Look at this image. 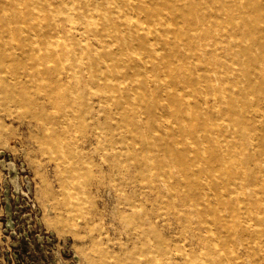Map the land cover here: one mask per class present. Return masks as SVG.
<instances>
[{
	"label": "rangeland",
	"instance_id": "rangeland-1",
	"mask_svg": "<svg viewBox=\"0 0 264 264\" xmlns=\"http://www.w3.org/2000/svg\"><path fill=\"white\" fill-rule=\"evenodd\" d=\"M130 1L0 0V264H264V0L180 57Z\"/></svg>",
	"mask_w": 264,
	"mask_h": 264
},
{
	"label": "bare ground",
	"instance_id": "bare-ground-1",
	"mask_svg": "<svg viewBox=\"0 0 264 264\" xmlns=\"http://www.w3.org/2000/svg\"><path fill=\"white\" fill-rule=\"evenodd\" d=\"M41 1V0H40ZM130 1V0H129ZM135 2V3H134ZM32 4H36L38 5L40 2L39 0H31ZM130 3L132 5H137L135 7V13L137 15L136 20H132V19H127L126 22H124L125 26L129 29V32L131 33L132 36H137L140 39H145V38H159V39H166L167 36H172L174 39V43L173 45H166V43H162V49L164 50H172L175 52H178V57L181 56L182 52H184V48L188 49V50H193L196 41H206V40H210L213 43H217L220 39H236V36L241 35V37H245L247 35V37L250 34L249 29L246 28H241L238 25H241L242 22L245 20V16L248 14V10L245 7H241V5H239V1L238 0H131ZM134 3V4H133ZM14 5V4H13ZM16 6V5H14ZM155 7H157L155 9ZM108 9V8H107ZM239 13V14H238ZM30 14V13H28ZM142 16L143 19L142 21L145 24H148L151 26V28L147 29L146 27H141L140 24L138 23V18ZM15 17V16H14ZM140 17V18H142ZM20 20V19H19ZM137 21V22H136ZM15 22V20H14ZM244 27V25H243ZM248 27V26H247ZM58 28V27H57ZM83 28V27H82ZM28 31V30H27ZM59 31V30H58ZM32 33V32H31ZM122 35V34H121ZM181 35V36H179ZM181 37V38H176L175 37ZM177 41V42H175ZM180 41V42H179ZM263 41V40H262ZM226 42V41H225ZM254 42V41H253ZM251 45L253 43H250ZM203 45V44H202ZM150 44L144 40L142 48L145 50H148ZM207 47V46H206ZM249 44L244 45L243 50L248 51L249 50ZM151 50H154L153 47L151 48ZM25 51V50H24ZM33 51V50H32ZM22 52V51H21ZM235 52V51H234ZM24 53V52H22ZM29 53V52H28ZM27 53V54H28ZM19 54V53H18ZM20 55V54H19ZM27 56V55H26ZM25 56V58H26ZM23 60V59H22ZM22 62V61H21ZM141 63V62H140ZM145 63V62H144ZM142 64V63H141ZM147 65V64H146ZM54 66V65H53ZM14 67V66H13ZM95 69V68H94ZM202 69V68H201ZM188 79L187 82H192L193 80ZM177 81V80H176ZM172 85L175 86V82L172 83ZM163 87H166L164 85H162ZM208 87V89H210V85H206ZM168 87V85H167ZM237 94V90L235 91ZM264 94V93H263ZM257 95V94H256ZM255 97V96H254ZM209 98V97H208ZM242 98V97H241ZM210 105V104H209ZM182 107H185L184 105H182ZM181 105L179 104L177 106V109L182 110ZM225 107L223 106V109ZM106 110V109H105ZM73 113V112H72ZM201 116V114H200ZM227 116V115H226ZM219 118V117H218ZM263 120V119H262ZM230 121V120H229ZM241 122V120H240ZM264 122V121H263ZM199 123V122H198ZM229 123V122H228ZM239 123V121H238ZM196 124V123H195ZM232 125V123H231ZM230 126V125H229ZM134 125H129V129L130 128H134ZM170 128V127H169ZM182 128V127H181ZM180 128V129H181ZM195 128V127H194ZM172 129V128H170ZM263 131V130H262ZM171 132V131H170ZM182 135V134H181ZM178 136V135H177ZM160 137V136H159ZM182 137V136H181ZM175 138V137H174ZM143 141V140H142ZM152 141V140H151ZM150 141V142H151ZM180 142V141H179ZM183 142V141H182ZM165 143V142H164ZM163 143V144H164ZM175 143V142H174ZM184 143V142H183ZM153 144V142H152ZM250 144V143H249ZM188 146V145H187ZM155 147V146H153ZM175 147V146H174ZM194 147V146H193ZM218 147V146H217ZM138 148V147H137ZM188 148V147H187ZM174 149V148H173ZM195 149V147H194ZM168 151V149H167ZM172 151V150H171ZM185 152V151H183ZM196 152V150L194 151ZM201 152V151H199ZM198 151L196 153H199ZM172 153V152H171ZM188 153V150H187ZM195 153V155H196ZM174 154V153H173ZM177 154V152L175 153ZM194 154V153H193ZM207 154V153H206ZM247 154V153H246ZM131 155V154H130ZM180 155V154H178ZM194 155V156H195ZM199 157L200 155L197 154ZM144 156V155H143ZM146 156V155H145ZM144 156V157H145ZM165 156V154H164ZM186 156V155H185ZM193 157V156H192ZM162 158V156H161ZM184 158V157H183ZM195 159V157H193ZM110 159V158H109ZM147 159V158H146ZM172 159V158H171ZM191 159V157H190ZM211 159V158H210ZM257 159V158H256ZM261 159V158H260ZM161 160V165L163 162L166 165V162ZM165 160V158H164ZM167 160V158H166ZM196 160V159H195ZM204 160V158H203ZM258 160V159H257ZM201 161V160H200ZM255 161V160H253ZM146 162V161H145ZM159 162V161H158ZM216 162V161H215ZM246 163V162H245ZM247 163H249L247 161ZM254 163V162H252ZM256 163V162H255ZM180 164V163H178ZM177 164V165H178ZM203 163H201L202 165ZM206 164V163H205ZM146 165V164H145ZM199 165V166H201ZM249 165V164H248ZM148 166V165H147ZM184 165H182L183 167ZM231 166V165H230ZM239 167V166H238ZM249 167V166H247ZM196 169V168H195ZM198 169V168H197ZM248 169V168H247ZM252 169V168H250ZM241 170V169H240ZM197 171V170H196ZM213 171V170H211ZM160 172V171H159ZM233 173V172H232ZM249 173V172H248ZM247 173V174H248ZM177 174V173H176ZM187 174V172H186ZM235 174L237 175V172H235ZM160 175V174H159ZM188 175V174H187ZM186 175V176H187ZM205 175V174H204ZM250 175V174H249ZM185 176V178H186ZM191 176V175H190ZM199 176V175H198ZM261 176V175H260ZM159 177V176H158ZM189 177V176H188ZM203 177V176H202ZM253 177V176H252ZM189 179V178H187ZM197 180L200 181V179L196 178ZM186 180V179H185ZM238 180V179H237ZM177 181V180H176ZM191 182L192 179L190 180ZM190 182V185H191ZM238 182V181H237ZM179 183V182H178ZM183 183V182H182ZM196 183V182H195ZM188 184V183H187ZM198 184V183H197ZM196 184V185H197ZM232 184V183H231ZM157 185V184H156ZM186 185V184H185ZM189 185V184H188ZM194 185V184H193ZM192 186V185H191ZM189 186V187H191ZM218 186V185H217ZM188 187V188H189ZM193 187V186H192ZM191 187V188H192ZM197 187V186H196ZM240 188V187H239ZM194 189V188H193ZM237 189V188H236ZM253 190V189H252ZM260 190V189H258ZM154 191V190H153ZM176 191V190H175ZM203 191V189H202ZM262 191V190H261ZM205 192V191H203ZM201 192V193H203ZM191 195L193 192H191ZM189 193V195H190ZM241 193V192H240ZM253 193V191H252ZM264 193V191H263ZM186 194V193H184ZM210 194V193H209ZM209 194L208 196V200H209ZM242 194V193H241ZM162 195V194H161ZM178 195V194H177ZM194 195V194H193ZM203 195V194H202ZM183 197V195H181ZM247 196V195H246ZM262 196V195H261ZM242 197L243 194H242ZM187 200H188V196H186ZM193 198V197H191ZM204 197L202 196L201 199H203ZM257 198V196H256ZM262 198V197H259ZM258 198V199H259ZM198 199V198H197ZM165 200V199H164ZM180 200V199H179ZM218 200V199H217ZM234 200V199H233ZM232 200V201H233ZM240 200H243V198H241ZM250 200V198H249ZM260 200V199H259ZM186 201V200H185ZM215 201V199H214ZM163 202V201H162ZM165 202V201H164ZM192 202V201H191ZM230 202V201H229ZM208 203V202H207ZM211 202H209L210 204ZM216 203V202H214ZM234 203V201H233ZM241 203V202H240ZM179 204V203H178ZM198 203L196 202V205ZM202 204V203H201ZM191 205V204H190ZM199 205V204H198ZM203 205V204H202ZM201 205V206H202ZM211 205V204H210ZM228 205V204H227ZM226 205V208H227ZM235 205V204H234ZM172 206V205H171ZM199 206V207H201ZM212 206V205H211ZM232 206V205H231ZM237 206V205H236ZM244 206V205H243ZM242 206V207H243ZM248 206V205H247ZM191 207V206H190ZM198 207V206H197ZM198 207V208H199ZM214 207V206H212ZM222 207V206H221ZM192 208V207H191ZM195 208V207H194ZM203 208V206L201 207ZM208 208V207H207ZM220 208V206H219ZM225 208V209H226ZM241 208V207H240ZM252 208V207H251ZM190 209V208H189ZM211 210V208H209ZM215 209V208H214ZM236 209V208H235ZM192 210V209H191ZM201 210V209H200ZM204 211H200L203 212L202 214L204 215L203 219L205 218V209H203ZM208 209H206L207 211ZM220 210V209H219ZM217 210V211H219ZM227 210V209H226ZM196 211H198L199 213V209ZM236 211V210H235ZM174 213V212H173ZM180 213V212H179ZM178 213V214H179ZM197 213V215H198ZM207 213V212H206ZM209 213V212H208ZM207 213V214H208ZM217 213V212H216ZM243 213V212H242ZM178 214H177V218H178ZM211 214V213H210ZM209 214V215H210ZM221 214V212H220ZM237 214V212L235 213V215ZM240 214V213H239ZM180 215V214H179ZM183 215V214H181ZM216 215V214H214ZM223 215H225V213H223ZM234 215V214H233ZM91 216V215H90ZM200 216V215H199ZM212 216V215H211ZM210 216V217H211ZM219 216V220L221 215H217ZM192 216H190V219H194L191 218ZM213 217V216H212ZM91 218V217H90ZM180 218V217H179ZM186 218V217H185ZM201 217H199L200 219ZM189 219V217H188ZM216 219V218H215ZM214 219V220H215ZM225 219V218H224ZM232 219V218H230ZM229 219V220H230ZM180 220V219H179ZM213 220V219H212ZM218 220V217H217ZM222 220V219H221ZM226 220V219H225ZM239 220V219H238ZM189 221V220H188ZM187 221V222H188ZM194 221V220H193ZM199 221V220H198ZM232 221V220H230ZM197 222V221H196ZM191 223V222H190ZM220 223V222H219ZM187 224V223H186ZM234 223H231V225ZM192 225V224H191ZM199 226H201L200 224H198ZM221 225V224H220ZM190 226V225H188ZM193 226V225H192ZM198 226V227H199ZM215 226V225H214ZM223 226V225H221ZM228 226V225H227ZM197 227V224H196ZM202 227V226H201ZM199 227V228H201ZM197 228V229H199ZM196 229V228H195ZM234 229V227H233ZM192 230V228H191ZM200 230V229H199ZM221 230V229H220ZM209 231V230H208ZM226 231V230H225ZM201 232V230H200ZM204 232V231H203ZM219 232V231H218ZM217 232V233H218ZM243 232V231H242ZM202 233V232H201ZM225 233V232H224ZM232 233V232H231ZM234 233V230H233ZM216 234V233H214ZM220 235V232L218 233ZM229 234V233H228ZM194 235V234H193ZM197 235V234H196ZM195 235V237H197ZM199 235V234H198ZM218 235V236H219ZM199 237V236H198ZM201 239V237H199ZM209 239V237H206ZM199 239V240H200ZM213 239H217V238H213ZM212 239V240H213ZM198 240V239H197ZM206 240V239H205ZM211 241V240H210ZM201 242V241H199ZM198 242V244H199ZM212 242V241H211ZM221 242V241H220ZM226 242V241H225ZM223 242V243H225ZM230 242V240L228 241ZM206 243V241H205ZM214 243V242H213ZM212 243V244H213ZM197 244V243H196ZM220 244V243H219ZM232 244V243H231ZM228 245V244H227ZM222 246V245H221ZM231 246V245H229ZM193 247V246H192ZM210 247V246H209ZM217 247V246H216ZM224 247V246H223ZM222 247V248H223ZM205 248V247H204ZM214 248V247H213ZM221 248V247H220ZM219 248V249H220ZM221 248V250H222ZM203 249V248H201ZM143 250V249H142ZM142 250H141V254H142ZM205 250V249H204ZM192 252V251H191ZM213 252V251H211ZM210 252V253H211ZM195 253V251H194ZM204 252H202L203 254ZM140 254V255H141ZM206 255V254H204ZM143 256V255H142ZM141 256V257H142ZM257 256V255H256ZM190 257V256H189ZM202 257V256H201ZM143 258V257H142ZM221 258V256H220ZM228 258V257H227ZM144 259V258H143ZM212 259V258H211ZM222 260V259H221ZM227 260V259H226ZM225 261V260H224ZM148 262V261H147Z\"/></svg>",
	"mask_w": 264,
	"mask_h": 264
}]
</instances>
